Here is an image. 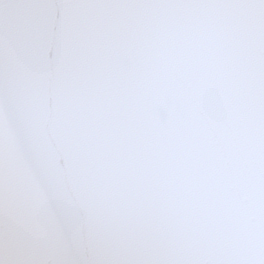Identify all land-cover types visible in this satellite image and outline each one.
Here are the masks:
<instances>
[{"label":"snow or ice","instance_id":"obj_1","mask_svg":"<svg viewBox=\"0 0 264 264\" xmlns=\"http://www.w3.org/2000/svg\"><path fill=\"white\" fill-rule=\"evenodd\" d=\"M0 264H264V0H0Z\"/></svg>","mask_w":264,"mask_h":264}]
</instances>
